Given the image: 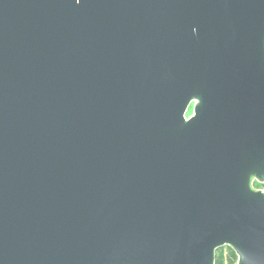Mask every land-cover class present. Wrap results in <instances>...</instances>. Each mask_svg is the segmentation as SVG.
<instances>
[{
	"label": "water",
	"instance_id": "water-1",
	"mask_svg": "<svg viewBox=\"0 0 264 264\" xmlns=\"http://www.w3.org/2000/svg\"><path fill=\"white\" fill-rule=\"evenodd\" d=\"M253 182L264 0H0V264H264Z\"/></svg>",
	"mask_w": 264,
	"mask_h": 264
},
{
	"label": "trees",
	"instance_id": "trees-1",
	"mask_svg": "<svg viewBox=\"0 0 264 264\" xmlns=\"http://www.w3.org/2000/svg\"><path fill=\"white\" fill-rule=\"evenodd\" d=\"M252 186L256 190L263 187L258 182H253ZM214 264H237V256L231 247H219L214 251Z\"/></svg>",
	"mask_w": 264,
	"mask_h": 264
},
{
	"label": "rangeland",
	"instance_id": "rangeland-1",
	"mask_svg": "<svg viewBox=\"0 0 264 264\" xmlns=\"http://www.w3.org/2000/svg\"><path fill=\"white\" fill-rule=\"evenodd\" d=\"M193 115V104H190L185 115H184V119L187 120L189 119L191 116Z\"/></svg>",
	"mask_w": 264,
	"mask_h": 264
},
{
	"label": "built area",
	"instance_id": "built-area-1",
	"mask_svg": "<svg viewBox=\"0 0 264 264\" xmlns=\"http://www.w3.org/2000/svg\"><path fill=\"white\" fill-rule=\"evenodd\" d=\"M261 185H263V187L261 189H258V190H261L264 193V184H261Z\"/></svg>",
	"mask_w": 264,
	"mask_h": 264
}]
</instances>
